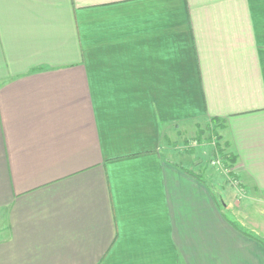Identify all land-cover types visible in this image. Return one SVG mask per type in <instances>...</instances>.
Segmentation results:
<instances>
[{
	"label": "crops",
	"instance_id": "crops-1",
	"mask_svg": "<svg viewBox=\"0 0 264 264\" xmlns=\"http://www.w3.org/2000/svg\"><path fill=\"white\" fill-rule=\"evenodd\" d=\"M212 118L264 204V0H0V264H264L164 154Z\"/></svg>",
	"mask_w": 264,
	"mask_h": 264
},
{
	"label": "rangeland",
	"instance_id": "rangeland-1",
	"mask_svg": "<svg viewBox=\"0 0 264 264\" xmlns=\"http://www.w3.org/2000/svg\"><path fill=\"white\" fill-rule=\"evenodd\" d=\"M221 125L216 126L207 119L194 123L187 130L169 131L163 141L164 154L171 158L181 157L193 160L194 163H190L195 166V172L206 177L216 192L222 195L224 202L231 204L233 213L244 215L249 213L255 221L260 219V211L264 213V204L259 202L260 197L249 187L246 190L238 187L237 178H233L237 170L236 163L227 166L221 158V154L231 152L223 135L224 122H221ZM247 194L255 195L256 200L251 202L247 199ZM229 214L228 218H230ZM0 231H2L1 235H4L5 228L0 227Z\"/></svg>",
	"mask_w": 264,
	"mask_h": 264
},
{
	"label": "trees",
	"instance_id": "trees-1",
	"mask_svg": "<svg viewBox=\"0 0 264 264\" xmlns=\"http://www.w3.org/2000/svg\"><path fill=\"white\" fill-rule=\"evenodd\" d=\"M212 123H214L216 126H222L221 121L216 118L210 119ZM220 138V137H219ZM229 145V144H228ZM221 158L223 161L227 164V166H231L236 163V156L233 153H227V154H221ZM192 174V173H191ZM194 175V174H192ZM195 176V175H194ZM198 177V176H195Z\"/></svg>",
	"mask_w": 264,
	"mask_h": 264
}]
</instances>
